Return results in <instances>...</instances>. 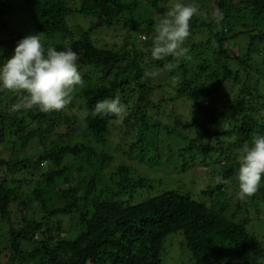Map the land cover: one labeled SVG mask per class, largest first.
<instances>
[{"label":"trees","instance_id":"1","mask_svg":"<svg viewBox=\"0 0 264 264\" xmlns=\"http://www.w3.org/2000/svg\"><path fill=\"white\" fill-rule=\"evenodd\" d=\"M173 2L0 0L4 57L29 34L13 23L26 14L30 33L78 52L84 116L75 133L77 118L66 112L72 102L61 111H13L25 94L0 91V264H258L264 256V246L247 230L249 215L264 213V178L246 201L237 198L235 180L243 145L264 134V0H191L199 14L184 44L190 59L155 60L154 21ZM72 12L90 28L70 26ZM101 26L125 30L114 34L122 35L123 46H99L91 33ZM131 33L146 37L134 40ZM240 36L246 42L238 50L233 40ZM153 70L176 81L174 93L156 103L148 99L153 87L145 75ZM116 95L124 107L119 117L92 115L97 101ZM176 103L186 116L167 110ZM114 129L131 135L110 153L102 147L112 145ZM162 137L182 158L180 171L203 166L215 180L199 192L209 203L179 188L131 202L136 192L154 189L123 158ZM218 174L225 183H217Z\"/></svg>","mask_w":264,"mask_h":264},{"label":"clouds","instance_id":"2","mask_svg":"<svg viewBox=\"0 0 264 264\" xmlns=\"http://www.w3.org/2000/svg\"><path fill=\"white\" fill-rule=\"evenodd\" d=\"M199 14V7L191 0H174L164 16L154 21V36L151 56L155 60L169 56L190 59L189 49L184 46L191 32V21ZM216 22L222 19L217 11ZM0 91L24 93L19 103L12 106L13 111L39 108L40 111H61L72 99L75 88L82 83L79 71V54L70 45L57 49L46 44L38 32H32L16 43L11 55L4 57L0 48ZM169 68L174 65H169ZM151 77L155 73L147 72ZM124 111L121 97L116 95L97 101L92 115L120 116ZM264 178V134L254 135L243 145L239 154V167L235 180L238 184L237 198L246 201L257 193ZM217 183H225L218 174Z\"/></svg>","mask_w":264,"mask_h":264},{"label":"rangeland","instance_id":"3","mask_svg":"<svg viewBox=\"0 0 264 264\" xmlns=\"http://www.w3.org/2000/svg\"><path fill=\"white\" fill-rule=\"evenodd\" d=\"M197 1V0H196ZM21 15V14H20ZM16 20L13 21L15 27L17 30L26 31V33H30L33 25L32 20L29 15H23L20 17H14ZM23 21H22V20ZM25 21V22H24ZM68 24H72V27L79 28L81 27L83 30H88L90 28V23L79 13L72 12L67 17ZM26 22H29L27 24ZM120 32L121 34L125 33V30H123L121 27L116 26L114 28H108L106 26H101L93 30L91 33L92 39L99 42V46L103 45L106 47H114L119 48L122 47L124 44V41L121 38H118L114 36V34ZM11 33H4V36L6 38H9ZM44 38V41L47 40V37L45 35H41ZM114 36V38H113ZM94 37V38H93ZM132 39L136 40L138 37L139 40L145 39V34H139L137 36V33H131L130 36ZM233 42H235V46L238 50H241L243 44L246 42L245 39H243L241 36L234 39ZM106 44V45H104ZM130 47L129 45L127 46ZM259 47L262 48V54L264 53V40L262 43L259 44ZM145 57H149V52L145 50ZM261 56V54H259ZM232 70H235L236 64L231 62ZM264 68V66H263ZM81 76H83V71H80ZM152 73H155L152 77L148 78V81L150 85L153 87V91L151 95H148V99L151 103L158 102L162 96L165 98H168V95L165 94V92L168 93H174V85L175 80H172L174 76L167 77V74H164L161 70H153ZM264 81V78L263 80ZM264 82L261 86L264 89ZM228 86H231V83H228ZM223 87H221L220 90H222ZM79 91L80 86H77L75 90L73 91L71 102L73 103V109H67L66 112L69 115H75L76 116V124L73 125L72 130H75V133L79 131V126L81 129L82 126V118H84L81 111L78 110L79 105ZM179 102V101H177ZM184 106L181 103H176L172 105H167V110H171V108H175V111L177 113H180L182 117L186 116L185 111L183 109ZM165 122H168L166 120ZM131 135V133L128 134V136H123L121 133L118 132L117 129H114L109 134V142H111L112 145H104L102 147L103 150L107 149V152H112L116 147L118 149H121V146L123 147L125 141L127 138ZM179 135V134H177ZM108 141V140H107ZM19 143L15 145L16 150ZM118 145V146H116ZM150 147L142 149L143 151L140 152L139 149H137L136 152L132 153L131 156L124 157L123 161L125 164L131 167V173L134 176H141L143 178L148 179L151 182V185L154 190L152 189H142L138 192H136L131 202H140L144 197L147 196H155L156 194H160L165 189H176L179 188L180 191H184L189 193L193 198L196 200H204L206 203L210 202V197H205L204 195H201L199 192L201 190H206L209 186L215 185V180L212 179V176L207 173V169L203 166H191L190 168L186 169L185 171H180L179 164L181 163L180 160H182L181 157L178 156L176 151L172 152V146L166 141L163 137L160 138V140H152L151 143L148 145ZM125 149H127V146H125ZM175 149V148H173ZM171 151V153H170ZM20 155H22V151H20ZM117 162V160H115ZM120 161V160H119ZM104 173H107L105 170ZM228 192L231 193L232 189L227 188ZM230 197L233 199H236V191L234 190ZM125 199V195H124ZM240 217V216H239ZM249 222L247 224V230L251 235H253L259 244L264 246V213H262L259 216H256V212L253 213V215H249L248 217ZM65 229H69L68 224L66 223L64 225ZM68 237V236H67ZM184 262H187V260H182ZM258 264H264V256L260 259Z\"/></svg>","mask_w":264,"mask_h":264}]
</instances>
